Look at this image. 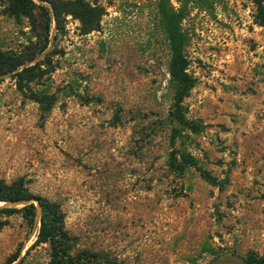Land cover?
<instances>
[{"label":"rangeland","instance_id":"obj_1","mask_svg":"<svg viewBox=\"0 0 264 264\" xmlns=\"http://www.w3.org/2000/svg\"><path fill=\"white\" fill-rule=\"evenodd\" d=\"M85 1L101 14L83 34L50 3L34 1L49 14L35 7L31 23L0 0V51L48 41L31 61L37 77H0V181L56 204L76 249L120 264H244L247 252L264 254V23L252 0H167L185 10L193 79L182 100L191 128L172 144L157 0ZM29 92L52 95V107L41 112ZM171 149L218 184L193 167L170 169ZM0 221V264L15 251L9 264H49L21 211Z\"/></svg>","mask_w":264,"mask_h":264},{"label":"trees","instance_id":"obj_2","mask_svg":"<svg viewBox=\"0 0 264 264\" xmlns=\"http://www.w3.org/2000/svg\"><path fill=\"white\" fill-rule=\"evenodd\" d=\"M50 3L54 14L57 16L60 9L71 14L79 20L82 26V33L91 30H97L100 12L89 6L85 0H40ZM256 15L260 18V23H264V0H252ZM38 8L49 14L48 9L42 4L34 3V0H8V14L14 18L20 16L26 17L34 23L33 8ZM185 15L184 7L173 10L167 3V0H157L155 3V25L161 28L167 41L169 58L167 62V72L172 84L173 94L168 116L172 122L171 144L181 129H190L183 108L182 100L187 94L189 88L193 85L192 77L187 73V60L183 52L185 34L180 27V21ZM48 26L40 25V29ZM47 39L44 37L38 45L31 48H25L18 52L0 51V77L3 75L15 76L18 79L26 77L32 80L37 75L33 68L36 64H27L38 57L47 47ZM22 93L23 88L19 86ZM27 98L36 102L41 112H47L53 104V96L46 93L29 92ZM168 166L176 172H182L187 167H193L199 172V175L211 185H217L218 182L209 172L200 168L196 160L188 152L179 149H171L168 157ZM0 213L10 215L21 211L26 218L30 230H35L34 242L45 243L48 247L49 264H120L105 255L91 252L87 249H76L74 242L66 230L63 228V215L56 204L46 201L38 195L28 194L17 184H6L0 181ZM36 202V203H35ZM17 205H21L17 207ZM4 222L0 221V227ZM18 252L12 253L5 264L14 261ZM244 264H264V254H258L250 251L242 258Z\"/></svg>","mask_w":264,"mask_h":264},{"label":"water","instance_id":"obj_3","mask_svg":"<svg viewBox=\"0 0 264 264\" xmlns=\"http://www.w3.org/2000/svg\"><path fill=\"white\" fill-rule=\"evenodd\" d=\"M34 1H36V2H38V3H42V4H44V2H42V1H40V0H34ZM49 9H50V11H52V8H51V6H49ZM31 63V61L30 62H26V63H24V65H27V64H30ZM3 202H1V204H2ZM36 203V202H35ZM0 204V205H1Z\"/></svg>","mask_w":264,"mask_h":264}]
</instances>
